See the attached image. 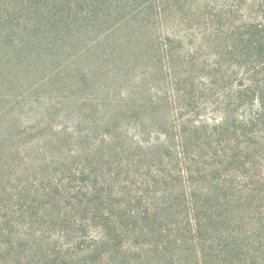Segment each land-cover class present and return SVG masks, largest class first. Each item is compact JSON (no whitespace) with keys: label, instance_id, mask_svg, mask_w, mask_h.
I'll return each mask as SVG.
<instances>
[{"label":"trees","instance_id":"1","mask_svg":"<svg viewBox=\"0 0 264 264\" xmlns=\"http://www.w3.org/2000/svg\"><path fill=\"white\" fill-rule=\"evenodd\" d=\"M182 1L0 0V46L31 58L35 83L60 84L53 53L83 32L97 34L95 70L102 46L157 79L51 102L45 114L75 108L65 125L46 115L0 129V264H264V20L212 33L242 78L213 113L195 112L200 61L184 36L149 28ZM77 73L76 91L96 78Z\"/></svg>","mask_w":264,"mask_h":264},{"label":"rangeland","instance_id":"2","mask_svg":"<svg viewBox=\"0 0 264 264\" xmlns=\"http://www.w3.org/2000/svg\"><path fill=\"white\" fill-rule=\"evenodd\" d=\"M253 18L264 20V0H183L180 5L167 9L165 15L155 16V22L150 24L149 28L152 29L151 33L154 32L153 34L179 33L187 38L185 47L191 50L200 61V66L195 71L196 75L197 72L199 74L194 90L196 97H198L193 106L195 112L213 113V110L217 109L219 101L214 103H210V101L216 100L221 93L223 94L220 97L227 93H233L238 80L242 78L239 70L232 73V69L229 68L231 59L226 53H221L222 48L213 43L214 36L212 33L223 30L224 22L234 21V23L239 24ZM83 33L80 46L60 53V55L53 53L56 56V64L50 72L59 68L62 74L59 79L60 84L55 83L51 86L42 82L35 83L36 79H40L38 76H41L37 72L30 78L31 58H28L23 50L18 53L9 44H5L3 48L0 46V129L7 128L15 122L25 124L32 117H46L48 114H45V109L51 102H57L58 105L60 101L73 93H84L83 95L87 94L93 97H99L101 93H122L139 85L137 79L144 73L149 80L148 85L156 84L157 79L151 76V68H145L141 63L137 64L133 54L108 55L109 50L102 46L98 47L105 53L99 49L94 56L100 53L101 62L104 64L100 66V70H95L96 62L94 63L89 56V60H85V58L88 55V49L98 44L97 34L93 33L91 37H85ZM14 43L22 44L20 37L14 38ZM91 52H95L94 47ZM75 54L77 56L79 54V56L77 57ZM49 59L51 61L52 57ZM103 59H106V62ZM219 60L222 61L221 70L228 69L226 79H224L225 73H220L221 70L218 72V69L216 71L210 69ZM202 65H206L205 70H203ZM81 68L84 69V72L89 73L88 78L91 77V79L93 78L92 74L96 72V78L87 81L84 89L76 91L75 83L78 82V77H82L77 71ZM69 69H72L71 72H74L75 75L69 79L73 82L74 87L66 82L67 76L70 75L68 74ZM209 69L212 71L209 72V75L212 76L203 77ZM45 74L47 75V71L44 72L43 77ZM201 76L203 78H200ZM160 79L158 78L159 84L164 87L163 78L160 77ZM31 84H35V88L37 85H39L38 87L42 85V87L30 88ZM29 93H40V96L38 98L31 97ZM44 95H47L46 98L41 99L40 97ZM75 96L77 95L75 94ZM224 98H220V100ZM61 105L63 104L61 103L59 106ZM66 106H63L59 113L47 116L49 119H53L54 125H65L70 123L71 118L74 117L76 111L73 105ZM71 108L72 110H70ZM11 118L12 121H10Z\"/></svg>","mask_w":264,"mask_h":264}]
</instances>
